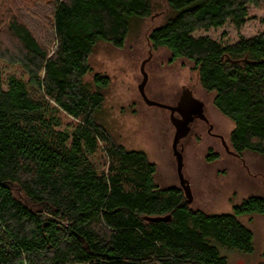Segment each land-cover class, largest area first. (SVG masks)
Segmentation results:
<instances>
[{"label": "trees", "instance_id": "1", "mask_svg": "<svg viewBox=\"0 0 264 264\" xmlns=\"http://www.w3.org/2000/svg\"><path fill=\"white\" fill-rule=\"evenodd\" d=\"M163 1L151 46L192 62L234 122L235 152L264 155V28L230 43L195 35L229 21L241 28L264 0ZM46 3L52 53L0 6V264H228L220 247L251 253L254 234L239 217L264 213L263 196L232 213L192 208L180 187L159 186L146 152L127 149L98 119L110 78L94 72L91 55L99 41L124 47L131 22L153 15L156 0ZM3 60L26 78L5 79ZM59 112L72 123L62 127ZM99 150L101 166L92 159Z\"/></svg>", "mask_w": 264, "mask_h": 264}, {"label": "rangeland", "instance_id": "2", "mask_svg": "<svg viewBox=\"0 0 264 264\" xmlns=\"http://www.w3.org/2000/svg\"><path fill=\"white\" fill-rule=\"evenodd\" d=\"M47 1L0 0V6L5 13L14 14L28 24L52 53L56 40L54 31L48 26L51 17ZM167 10L163 0H156L153 15L131 22L130 34L122 48L106 41L97 43L91 55L92 68L110 78L98 119L127 149L146 152L149 160L157 166L156 181L160 187H180L186 199L173 150L176 129L171 112L163 106L148 104L139 90L143 79L141 63L151 51V58L145 65L148 98L175 105L184 90L192 91L193 96L204 102L205 115L213 126L211 132L221 135L225 141L209 133V124L202 119L195 120L189 134L180 140L183 173L193 194L189 205L211 213H232L233 206L245 198L251 195L264 197V155L251 150L236 153L230 141L234 122L214 105V93L204 89L192 62L185 58L172 61L170 50L151 46L148 34L165 21ZM249 14L241 28L229 21L220 27L196 30L195 35H208L224 43L243 36L252 37L264 28V6H250ZM2 66L5 79L11 75L25 77L20 65L3 60ZM86 80L91 81L92 75ZM59 116L62 127L72 123L73 118L65 112H59ZM176 116L180 115L176 112ZM92 159L101 166L104 162L102 151H97ZM239 219L253 231V251L243 253L220 247V252L228 264H259L264 261V213L244 214Z\"/></svg>", "mask_w": 264, "mask_h": 264}, {"label": "water", "instance_id": "3", "mask_svg": "<svg viewBox=\"0 0 264 264\" xmlns=\"http://www.w3.org/2000/svg\"><path fill=\"white\" fill-rule=\"evenodd\" d=\"M151 54L152 53L150 51V56L141 63L143 79L140 83L139 90L142 97L145 99V101L148 104L163 106L169 109L171 112V121L173 122L176 129L173 139V150L177 160V171L180 179V184L184 189L186 195V202L189 204L193 200V194L189 181L186 179L183 173V166H184L183 147L179 149L178 144L183 137H186L189 134L191 130V122H193L195 117H201L207 119L204 112V102L193 96L192 91H187V90H184L182 92L180 100L175 105L163 104L148 98V96L145 93V86L148 80V74L145 71V65L147 61L151 58ZM176 112L180 114L179 117L176 116ZM170 218H171V214H167L165 216H145V219L152 221L169 220Z\"/></svg>", "mask_w": 264, "mask_h": 264}, {"label": "flooded vegetation", "instance_id": "4", "mask_svg": "<svg viewBox=\"0 0 264 264\" xmlns=\"http://www.w3.org/2000/svg\"><path fill=\"white\" fill-rule=\"evenodd\" d=\"M181 95H182V93H181ZM181 95H180V98H181ZM180 98H179V100H180ZM179 100H178V101H179ZM178 101H177V103H178ZM177 103H176V104H177ZM177 113H178V112H177ZM178 114H179V113H178ZM179 115H180V114H179ZM197 119H202L204 122L208 123V124H209V129H208L209 133H211V134L217 136L218 138H220V139L222 140V142H224V141H223V138L221 137V135L216 134V133H212V132H211V128H212L213 126H212L211 123H209L208 118H207V119H204V118H201V117H195V119L193 120V122H191V129H192V124H193L194 121L197 120ZM236 153H237V152H236Z\"/></svg>", "mask_w": 264, "mask_h": 264}]
</instances>
